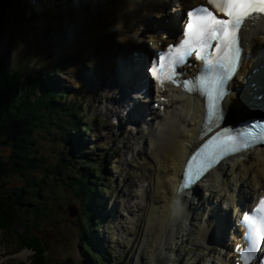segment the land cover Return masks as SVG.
Listing matches in <instances>:
<instances>
[{
    "label": "bare ground",
    "instance_id": "1",
    "mask_svg": "<svg viewBox=\"0 0 264 264\" xmlns=\"http://www.w3.org/2000/svg\"><path fill=\"white\" fill-rule=\"evenodd\" d=\"M174 1L188 5L190 2L196 3L199 0H4L3 5H0V50L6 47L12 37L16 40V42L14 41V51H16L21 46L18 44V40L20 44L30 40L35 45L43 32L42 29L47 26L61 30L62 32L58 36H63L67 28L74 26L69 31L71 43L66 44H69V48L76 45L86 48L87 53H83V56L85 54L89 56L88 65L95 72V81L101 85L99 91L102 90V94H97V96L105 104L114 102L117 107L112 109L106 105L107 108L102 113L100 112L101 115L98 116L105 117L102 128L109 134H114L110 124L117 122L120 130L118 131L119 134L115 136L117 138L123 136L124 139L130 138L132 140L129 134H133L134 127H139L142 122L149 119L146 115L147 112L150 115L149 117L156 122L155 125L153 124L154 126H149L150 129L147 134L141 139V150L136 152V155L143 156L149 163L147 176H145V187L141 186L138 189L140 197L143 193V204L140 208L142 220L145 222L146 227L141 235V245L138 247L137 253L141 260L144 250L147 251L146 244L149 245H147L148 249L153 252L161 248L160 259L157 263L151 261V253L147 251L144 264L165 263L167 254L165 255L164 250L173 248L175 243L172 237H175V232L178 231H176L175 226H181V221H176V218L179 219L178 217L181 215L180 218L185 221L183 227H186L187 221L190 220V214L199 206L198 203L204 202L207 197L212 196L210 193L205 197L203 194L204 188L206 191L209 189L211 191L219 189L227 191L229 189H227V184L222 183L225 172L236 170L235 160L245 156V154H242L233 160L229 159L220 163L202 181L200 180V183L198 182L199 184L197 183L198 185L191 191L180 196L176 193L185 158L198 143L197 138L204 113L203 103L197 97L193 100L190 97H185L180 89L170 90V93L160 95L164 98V101L158 104L159 109L162 108L166 121L163 123L160 120L157 121L159 116H155L147 105H143L146 100L143 99L141 94L138 93L140 100L134 101L135 97L132 90L142 85L139 84L140 75H137L139 74L138 70L136 73L133 72L130 65L134 58L131 55L132 52H138L140 46L145 47V38L151 43V49H148V51L152 54L159 49L160 43L166 42L164 32L160 35H154L155 31L168 28L166 24L162 22V27L157 28V30L152 27L148 28V26L153 24V18H163L169 11H173L167 9H172V2ZM78 8L81 9V13L77 12ZM44 13H47L46 16L55 14L53 18L57 21L51 20L49 25L45 21L39 23ZM169 22H171V19H169ZM143 28L146 29V32L142 31ZM52 30L54 29H48V31ZM150 30L152 33H150ZM53 33L58 34L59 32ZM174 35L171 38H174ZM242 44L244 47L243 59L250 53L255 52L258 47L264 45V22L262 20L254 21L253 26L243 31ZM253 64V60L243 62L236 77L229 85L231 92L226 98L224 109V111L228 110L226 121L238 120L245 113L250 112L248 109H251V106L255 109L259 107L258 110L264 111V71L252 77L251 80H247L251 70L256 68ZM250 66L252 69L248 70ZM114 68L116 70H113ZM108 78L112 79L110 84H114V87L106 93L103 88H106L104 82L106 83ZM251 83H254L253 87H250ZM236 88L239 89L238 93L234 92ZM245 88H247V91ZM259 95L263 96L260 101L256 100ZM132 102L135 103L133 107L136 110V116H132L127 110L126 104ZM115 110L119 112H115ZM125 120L132 129L127 130L121 127ZM145 126L148 127V125ZM115 136L109 140V143L114 141ZM135 148L134 151H136ZM247 154H251L254 158L245 159L248 166L234 176L233 181L236 183L232 195L228 199V203L235 205V207L237 202L240 203L246 198L245 195L241 196L239 194V189L243 186L242 182H245L242 180L248 174L251 175L252 180L248 186V191L246 190L244 193L259 194L260 191H264V149H256ZM125 176L129 179L132 175L127 173ZM127 179L123 180L124 187H136V180L132 183L131 180ZM134 196L131 195V198L133 199L139 195ZM219 196L220 201L224 199L223 196ZM124 201L125 204L129 202L126 195ZM132 206L127 208L132 210ZM183 208L185 209L184 214L182 212ZM215 208L217 207H208V219L199 231V239L210 246V249L216 248L217 245L222 250L216 256L204 246V249L209 252L206 259L215 260L216 264H230V249L225 243L222 246H220V243L227 234V222L229 218L231 219V213L228 215L229 209L222 212V209L218 211ZM238 214L239 211L235 209L232 213V221L238 217ZM148 231H151L150 240L147 237ZM232 236L234 237V234L230 232V239H233ZM216 241L219 242L216 243ZM153 247H155V250H153ZM25 255L26 252L20 254L19 257L25 258ZM0 264H9L8 259L1 256Z\"/></svg>",
    "mask_w": 264,
    "mask_h": 264
},
{
    "label": "rangeland",
    "instance_id": "2",
    "mask_svg": "<svg viewBox=\"0 0 264 264\" xmlns=\"http://www.w3.org/2000/svg\"><path fill=\"white\" fill-rule=\"evenodd\" d=\"M176 2L177 1L172 2L173 6ZM77 12L81 13V9L78 8ZM46 14L47 13L43 14L39 23L45 21L49 25L51 20H56L53 18L55 14H51V17L49 15L46 16ZM73 27L67 28L63 36H58L62 32L61 30H57L56 27L52 28L47 26L45 27L46 30L42 29L43 32L35 45H33V42L30 40V42L27 41L24 44H22V42L20 44L18 40L19 43H17L21 46H19L16 51H14V41L16 42V40L12 37L6 47L0 50L1 57L3 59L7 58L12 67L21 63L22 67L15 66V70L24 71L23 67H26L28 71L33 73L40 70L47 76L51 74L49 79L57 86L59 85V88H64V92H66V95L61 99V103L65 101L71 105L76 104L79 106L78 109L80 111V116L83 118V123L87 124L90 129V132L85 134L81 132L80 129L70 130L67 127L65 131L66 135L71 133L78 137V141L81 139V143L79 142L80 144L78 145L79 149L76 150L66 145L64 147L59 146L61 145L59 141L55 144L49 141L47 129H53V125H49L47 122L33 133L32 139L29 138L27 140L29 154L36 153L35 157L41 159L42 166L46 167L53 165V161L60 153L64 154V161L69 162V165L66 169L59 167L60 172L56 178H52L50 174L44 177V180L47 181L46 184L50 187V191L46 196L42 194L39 201L45 203L47 200V213L41 212L40 206H36L39 204L38 201L31 199V193L29 190L25 189L26 185L23 178L12 175L0 181L1 190H8L10 197H13L12 194L14 193L17 196L15 199L19 197L25 203H33L34 207H38L36 210V207H33L32 210H28L27 206H21L16 210V215H18L16 222L7 228V231H0V257L3 256L4 259H8L9 264H31V260H33L31 252L21 248V242L17 236L22 233V237H27L25 242L32 237V241L41 242L43 244V250L46 251L47 254H51L52 261L54 259L58 264H60L59 262H65V264H88L87 258L90 254L89 256L86 254L84 255V249L80 248L78 244L80 241L85 240L86 235L87 238L96 237L103 247H105L104 242L108 244L111 249L110 257L107 258V260L112 263H114V259L120 258L123 260L124 264H144L147 251L151 253V261L157 263L160 259L159 254L161 255V248L155 250V247H153V250H155V252H153L148 249L149 245L146 244L147 251L144 250L141 260L137 253V249L141 245V235L146 227L145 222L142 220L143 217L140 208L143 204V200L138 193V189L141 188V186L143 188L145 187V176H147L149 163L143 156L136 155V151L141 150V139L144 138L148 132L147 129L150 128L149 126L146 128L145 125H147V123L141 121L142 123L139 127H134L133 134H129L132 140H130V138L124 139L123 136L117 138L115 136L119 134V132H116L117 127L112 123L110 124V122V126L116 133L109 134L102 128L105 117H98L101 115L100 112L102 113L103 110L107 108L106 105L112 109H116L117 107L114 105V102L112 104H110V102L105 104L97 96V94H102V90L99 91L101 85L95 81V72L89 68V56L86 54L83 56V53H87L86 48L77 45L69 48V44H66L69 42L71 43L69 39V35L71 34L69 31ZM48 29L54 30L48 31ZM53 32L59 33L55 34ZM60 57L65 58L59 61V73L55 74L56 71H52V69L53 66L56 65L55 63H57L56 60ZM111 80V78H108V81L106 83L104 82L106 88L103 89L106 93L114 87V84H110ZM117 110H115V112H119ZM136 132H138V134H136ZM114 136V141L109 143V140L114 138ZM134 147H136V151H134ZM7 154L8 148L0 145V158L4 160ZM248 157L254 158L252 155L243 156L237 161L236 170L225 172L222 183L224 182V184H227V189L229 188L227 191H221V189L213 191L209 189L206 191L205 188L203 189L205 197L210 193L212 196L207 197L206 201L199 202L200 204L198 203L199 206L190 214V220L187 221L186 227H183L185 225L182 224L184 220L180 218L181 216L178 217L179 219L176 218V220L181 219L182 223L181 226H176L178 231L175 237H172L175 243L173 249L171 251H169V249L165 251L168 260L164 264H184L182 261L185 259V254L187 259L185 264H206V262L201 263V261H204L206 257L208 258L209 252H207L206 255H202L204 247L202 241L197 236L198 232L199 230L201 231V227L204 226L208 219V207H219L220 210V207L222 209L223 206H226L227 200L232 195L236 183L233 181V178L239 174L240 170L246 169L248 165L242 162ZM84 159L88 161L83 162L85 161ZM91 162L93 164H91ZM69 170H71V172ZM90 173L89 183L95 184L99 188V192L97 190V198L99 202L101 200L100 198H102L105 200V203H103L101 212H99L101 213L102 219H96V221H99L96 224L92 223L87 230L85 229V220L79 217L80 211L77 209V207H79L77 205L79 204V199L75 198V192H72L74 186L71 188V185H73L72 178L74 176L79 177L80 174L88 175ZM127 173H131L132 175L129 179L125 176ZM41 174L42 173L37 174V177H40ZM134 177L136 178L134 179ZM126 179L129 181L131 180L130 182L132 183L136 180V187H124L123 180ZM251 180L250 174L242 180L245 182H242L243 186H241V190L239 189L240 193H244L246 190L248 191ZM34 184H36V182H33V185ZM19 189H23V193L20 195L19 193H21V191H18ZM125 195L126 199L129 200L128 204H125ZM131 195L139 196H134L135 198L132 199ZM219 195L224 196L225 200L223 205L218 202ZM245 195H247V193ZM131 205H133V211L127 208L131 207ZM71 207H74L77 211L75 216L69 215L68 209H71ZM96 212L97 211H94V213ZM85 213L87 214V212ZM50 219H56V225H50ZM194 219L195 221H193ZM202 220H204L203 223ZM189 227L191 229L196 227L199 230L197 231V229H195L194 231L190 230L186 232ZM153 229H155V227H153ZM43 232H47L48 236L41 237L40 233ZM150 235L151 231H148L147 237L149 240L151 239ZM216 243L218 242L216 241ZM188 248H193L194 251L187 250ZM200 249H202L201 252ZM93 250L96 252L97 247H94ZM217 251L219 252L222 250L219 248ZM24 252H26L25 258L19 257V255ZM93 255L95 257L91 256L92 261H99L96 254ZM199 256L203 257L200 262L197 259ZM208 261H210V259Z\"/></svg>",
    "mask_w": 264,
    "mask_h": 264
},
{
    "label": "trees",
    "instance_id": "3",
    "mask_svg": "<svg viewBox=\"0 0 264 264\" xmlns=\"http://www.w3.org/2000/svg\"><path fill=\"white\" fill-rule=\"evenodd\" d=\"M58 95L59 92L55 87L41 76L34 77L33 74H27L25 71L15 70L9 67L6 61L0 59V145L8 148L6 158L4 160L0 158V181L12 175L23 178L25 189L30 191L31 199L38 201L39 204L36 206H40L43 213H46L45 210L48 209L47 200L42 203L39 199L42 194L45 196L50 191L44 177L50 174L52 178H56L60 172L59 167L62 169L66 167L58 165L61 158H58L55 166H50L51 168L42 167L41 159L35 157L36 153L29 154L27 140L32 139L33 133L44 122L47 121L50 124L52 119L58 120L55 130L59 132L62 142H65L64 131L68 125L82 126L81 119L77 117V111L73 107L71 110L60 105ZM61 111L62 116L59 114ZM40 173H42L41 176L37 177ZM33 182L36 184L33 185ZM79 189L83 192L81 204L84 205L86 200H89L90 193L84 189L83 185ZM18 191H21L19 195L23 193V189ZM12 195L13 197H10L8 190L0 188V231H7V228L16 222L18 208L25 205L28 210H32L34 207L33 203H25L19 197L15 199L16 194ZM17 236L21 247L24 246L33 252L31 264H55L48 262L47 254L43 252L39 241L25 242L27 237H22V233Z\"/></svg>",
    "mask_w": 264,
    "mask_h": 264
},
{
    "label": "snow or ice",
    "instance_id": "4",
    "mask_svg": "<svg viewBox=\"0 0 264 264\" xmlns=\"http://www.w3.org/2000/svg\"><path fill=\"white\" fill-rule=\"evenodd\" d=\"M207 3L215 9L216 14L202 5L187 10L183 29L185 39L181 43L187 45L188 48H196L197 59H201L203 49L215 42V47L220 53L215 61V66L220 67L227 73L232 68L234 58L238 56V50L233 48L234 40L238 39V30L254 13L264 14V0H207ZM164 59L165 57L161 55L159 57L160 67L158 68L154 63L148 69L154 77H158L163 70L162 61ZM179 62V58L173 60V64ZM206 63L212 64L211 61H206ZM222 79V77H214L210 71L206 79L199 81L201 95L212 100L213 108H215L216 100L220 95L219 84ZM252 128H259L261 132H264V124H253ZM239 135H244V133L241 132ZM249 135H251L250 132ZM260 204L264 206V200H261ZM244 220L248 225L244 236L247 247L244 251H241L240 256L244 264H249V261L259 249L260 242L264 241V214L255 218L246 215ZM256 259L257 264H264V256Z\"/></svg>",
    "mask_w": 264,
    "mask_h": 264
}]
</instances>
